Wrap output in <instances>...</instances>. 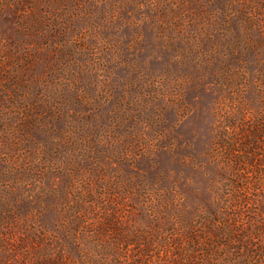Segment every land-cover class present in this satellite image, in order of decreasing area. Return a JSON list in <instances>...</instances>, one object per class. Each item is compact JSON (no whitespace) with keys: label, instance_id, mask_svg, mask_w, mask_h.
<instances>
[{"label":"rangeland","instance_id":"374dc122","mask_svg":"<svg viewBox=\"0 0 264 264\" xmlns=\"http://www.w3.org/2000/svg\"><path fill=\"white\" fill-rule=\"evenodd\" d=\"M199 263L264 264V0H0V264Z\"/></svg>","mask_w":264,"mask_h":264},{"label":"trees","instance_id":"16d2710c","mask_svg":"<svg viewBox=\"0 0 264 264\" xmlns=\"http://www.w3.org/2000/svg\"><path fill=\"white\" fill-rule=\"evenodd\" d=\"M230 223V222H229ZM235 223V222H234ZM66 258L64 259V262H65ZM68 263H70L69 261H67ZM200 264V263H199Z\"/></svg>","mask_w":264,"mask_h":264}]
</instances>
